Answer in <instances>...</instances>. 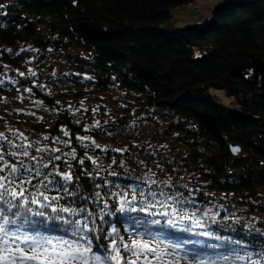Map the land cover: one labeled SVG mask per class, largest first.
<instances>
[{"label": "trees", "instance_id": "trees-1", "mask_svg": "<svg viewBox=\"0 0 264 264\" xmlns=\"http://www.w3.org/2000/svg\"><path fill=\"white\" fill-rule=\"evenodd\" d=\"M194 2L0 0V96L29 87L55 104L15 49L63 56L80 92H128L141 111L167 118L164 134L184 152L181 167L164 163L183 175L175 184L151 176L189 200L172 218L151 204L157 183L105 170L127 151L85 138L121 131V120L96 126L51 107L48 123L32 126L37 149H20L16 169L0 172V264H42L53 251L45 246L84 249L73 255L87 264H264V0H220L208 18L177 26L172 9ZM118 189L142 193L123 205Z\"/></svg>", "mask_w": 264, "mask_h": 264}, {"label": "rangeland", "instance_id": "rangeland-1", "mask_svg": "<svg viewBox=\"0 0 264 264\" xmlns=\"http://www.w3.org/2000/svg\"><path fill=\"white\" fill-rule=\"evenodd\" d=\"M219 1L195 0L191 4L174 7L171 11L173 22L177 26L201 22L210 16L213 6ZM15 51L24 53L25 73L30 76L29 79L37 88L52 97L55 96V104L47 105L29 87L19 88L17 92L8 96H0V172L9 166L16 169L13 163L18 158L16 153L19 154L20 149L26 148L29 151L32 147L37 149V144L41 143L42 138L40 134L32 130V126L39 122L48 123L52 115L51 107L70 109L74 113V119L83 120L89 124L97 123L96 126L111 120H121L123 124L125 123L121 131H106L103 138L97 140L85 138L86 144L89 147L114 148L121 151L125 148L127 159L110 166L106 164L105 170L108 173H114L112 175H124V177L157 183L161 186L162 192L158 196L160 198H156L157 200L151 204L161 207L163 213H167L172 218L177 219L182 216L181 208L184 206L179 204L183 200H189L182 198L180 193H172L173 191L165 188L170 185L168 183L175 184L181 180L182 171H184L180 168L184 151L182 152L178 144L173 142L171 135L164 134L163 127H166L167 118H162L156 112L147 114L141 111L136 105L137 101L128 92L99 93L88 86H84L80 92L72 80V70L63 68L62 63H66L63 56L49 52L41 59L39 53L31 46H20ZM5 70L3 71L6 72ZM212 93L220 104L231 105L232 100L223 92L212 90ZM55 147L58 145L55 144ZM7 152L9 153L5 154ZM165 157L168 163L179 164L180 167L177 169L181 171L179 176L173 177L172 170L168 171L169 165H165ZM153 171L167 173L168 176L162 177H168L169 182L167 183L166 179L152 177ZM132 192L134 194L131 197L142 193L135 190L130 191ZM113 195H117L123 205L133 201V198L128 197L123 189H118ZM207 212L215 216L212 209L208 208ZM233 212L241 216L244 214L237 209H233ZM49 248L53 251L43 257L42 264H87L85 260L73 255L79 256L84 249L59 251L57 249L61 248L43 247V249ZM4 255L6 254H0L1 262H5Z\"/></svg>", "mask_w": 264, "mask_h": 264}, {"label": "water", "instance_id": "water-1", "mask_svg": "<svg viewBox=\"0 0 264 264\" xmlns=\"http://www.w3.org/2000/svg\"><path fill=\"white\" fill-rule=\"evenodd\" d=\"M232 155L237 156L240 153V147L234 143L229 145Z\"/></svg>", "mask_w": 264, "mask_h": 264}]
</instances>
